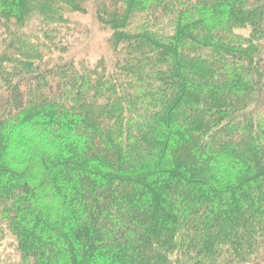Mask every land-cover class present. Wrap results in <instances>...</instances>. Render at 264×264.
<instances>
[{"label": "trees", "instance_id": "trees-1", "mask_svg": "<svg viewBox=\"0 0 264 264\" xmlns=\"http://www.w3.org/2000/svg\"><path fill=\"white\" fill-rule=\"evenodd\" d=\"M0 264H264V0H0Z\"/></svg>", "mask_w": 264, "mask_h": 264}, {"label": "rangeland", "instance_id": "rangeland-1", "mask_svg": "<svg viewBox=\"0 0 264 264\" xmlns=\"http://www.w3.org/2000/svg\"><path fill=\"white\" fill-rule=\"evenodd\" d=\"M79 18L89 27L90 33L89 36L85 38V42L78 50L77 55L80 57L86 55L91 62H96L104 56V53L108 54L106 35L98 27L92 11L85 16H79Z\"/></svg>", "mask_w": 264, "mask_h": 264}]
</instances>
